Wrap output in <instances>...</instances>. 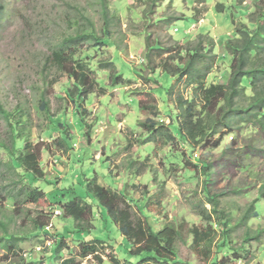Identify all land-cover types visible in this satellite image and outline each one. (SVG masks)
<instances>
[{
  "label": "rangeland",
  "instance_id": "1",
  "mask_svg": "<svg viewBox=\"0 0 264 264\" xmlns=\"http://www.w3.org/2000/svg\"><path fill=\"white\" fill-rule=\"evenodd\" d=\"M256 2L165 0L149 23L142 19L145 0H0L4 7L0 13V104L16 114L23 140L44 144L40 168L46 180L55 182L41 184L52 208L47 199L23 204L21 198L7 196H17L27 178L8 174L0 165V238H17L7 260L2 259L7 253L0 248V264H63L72 257L81 264H113L115 257L119 264H130L126 260L158 264L138 262L140 257L130 253V242L88 190L95 178L99 185L125 194L156 231L184 225L175 264H213L222 232H228L232 250L224 264H264L263 129L260 124H244L225 136L218 148L192 151L171 120L176 111L167 92L175 79L164 74L161 66L164 60L172 65L178 62V53L169 50L193 49L203 39L208 57L196 67L202 69L205 60L211 66L204 83L226 84L232 59L225 43L235 37L241 23L250 24ZM89 32L96 38L79 41L77 56L90 50L96 53L94 63L113 61L115 75H121L125 84L112 87L109 72L96 66L91 73L97 82L95 93L84 99L71 91L73 86L54 59V51L66 38ZM149 35L151 48L157 39L164 48L154 51L150 59ZM149 90L158 99L156 120L170 125L178 138L173 145L159 138L145 142L149 132L139 123L153 117L141 109L135 93ZM193 91L184 79L175 88L173 101L180 93L191 98ZM10 132L0 115V143H10ZM8 161L0 145V163ZM209 196H217L221 213L213 215L211 223L198 215L204 208L212 211ZM74 197L93 208L96 218L84 225L88 230H77L75 221L63 215L60 203ZM43 223L53 228L45 232ZM209 224L217 230L216 239L204 245V255H197L189 229ZM95 238L114 248L105 245L97 257H79L81 242Z\"/></svg>",
  "mask_w": 264,
  "mask_h": 264
},
{
  "label": "trees",
  "instance_id": "2",
  "mask_svg": "<svg viewBox=\"0 0 264 264\" xmlns=\"http://www.w3.org/2000/svg\"><path fill=\"white\" fill-rule=\"evenodd\" d=\"M145 2L146 8L142 19L151 23L153 16L165 0H145ZM3 10L4 7L0 4V13ZM249 20L250 24L241 23L235 30V37L225 43L227 55L231 56L232 59L226 84L212 83L206 85L204 83V78L209 73L211 66L206 65L205 60L202 69L198 70L196 67L199 61L208 57L203 39L195 45L193 44V49L178 48L179 52L174 49L169 50V53L173 51L175 54L178 53L176 58L178 62L172 65L171 61L164 60L165 62L161 64L163 73L175 79L173 86L167 92L169 102L176 111V114L171 116V120L177 124L179 138L192 148V151L198 147L218 148L225 136L244 124H260L264 131V0H257ZM90 25L93 27L92 22ZM95 38L96 36L90 32L68 37L58 44L54 51V59L73 86L71 91L84 99L95 93L97 82L92 78L91 73L96 70V66L109 72L112 87L125 84V79L121 75H115L113 61L94 63L96 53L92 54L90 50L84 56H77L78 49L76 48L79 41L92 42ZM150 39L149 35L147 47L151 52L147 54L148 59L154 51H164L163 45L159 43L158 39L156 45L151 48ZM101 45L106 46L107 44L103 42ZM183 53H188V57H184ZM210 58H213V62L216 59L213 55ZM172 59L174 58H170V60ZM184 79H187V85L194 87L193 94L191 98L186 99L180 93L173 101L175 88H179ZM135 94L139 99L141 109L150 112L153 117L139 123L141 128L149 132V137L145 142H155L158 138L172 145L176 141L178 142L171 126L156 120L160 117V112L155 93L149 90L139 91ZM73 103H75L74 100ZM43 110L47 111L46 103L43 104ZM0 115L7 121L11 131L10 143H0L7 151L9 161L1 162L0 165L6 168L8 174L20 177L22 180L25 178L28 180V183L22 185L17 196L8 194L7 197L14 200L19 197L23 204H38L42 200L46 201V199L49 201L46 192L41 188V184L44 182L48 185H54L55 182L46 180L44 172L40 168L44 144L34 145L27 139L24 141L20 137V126L15 120L16 114L6 110L2 104H0ZM61 139L64 141L63 137ZM23 142L25 143L24 147L19 148L18 145ZM192 167L198 168L199 166L193 165ZM204 169L206 170L208 167L204 166ZM87 187L89 192L107 210L109 219L117 225L121 236L130 242L132 247L130 253L140 257L138 262L154 261L158 264H175V261L178 260L176 244L178 241H182L184 237L183 224L168 225L162 230L156 231L143 212L138 213L133 209L125 194L99 185L97 178L89 181ZM48 203L52 208L54 204L50 201ZM208 204L212 206V211L204 208L203 212H198V215L202 217V221L211 223L213 215L221 214L217 210L219 206L217 196H209ZM60 205L64 217L72 218L79 231L88 230L85 229L84 225H91V218H96L92 206L80 197H74L71 201L65 204L60 203ZM217 219V223L221 224L222 219L219 217ZM40 226L46 232L48 224L43 223ZM188 233L193 238L192 247L197 255H204V245L211 244L217 236V230L212 224L203 229L193 226ZM227 235L228 232H222L220 243H216L213 264H224V259L228 258V253L232 251L229 248ZM60 241L62 239L57 243L61 244ZM16 242L17 238L12 235L7 236V238H0V248L7 253L6 256H3V260H7L9 253L14 252ZM80 245L79 257L82 258L97 257L100 248L105 247V245L111 246L108 241L96 238L83 241ZM113 261V264H119V259L116 257L113 258ZM126 262L135 264L127 260ZM63 264L81 263L76 262L75 258L72 257L65 260Z\"/></svg>",
  "mask_w": 264,
  "mask_h": 264
},
{
  "label": "built area",
  "instance_id": "3",
  "mask_svg": "<svg viewBox=\"0 0 264 264\" xmlns=\"http://www.w3.org/2000/svg\"><path fill=\"white\" fill-rule=\"evenodd\" d=\"M51 228H53V226H50V227L47 226V227H46V231H47V230H50Z\"/></svg>",
  "mask_w": 264,
  "mask_h": 264
}]
</instances>
